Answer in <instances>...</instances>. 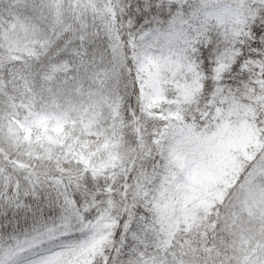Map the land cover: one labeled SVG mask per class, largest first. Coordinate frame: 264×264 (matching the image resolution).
I'll return each instance as SVG.
<instances>
[{
  "label": "snow or ice",
  "instance_id": "obj_1",
  "mask_svg": "<svg viewBox=\"0 0 264 264\" xmlns=\"http://www.w3.org/2000/svg\"><path fill=\"white\" fill-rule=\"evenodd\" d=\"M0 264H264V0H0Z\"/></svg>",
  "mask_w": 264,
  "mask_h": 264
}]
</instances>
